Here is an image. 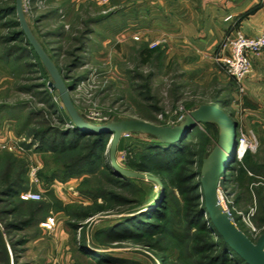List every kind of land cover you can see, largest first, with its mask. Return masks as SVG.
<instances>
[{
    "label": "rangeland",
    "instance_id": "1",
    "mask_svg": "<svg viewBox=\"0 0 264 264\" xmlns=\"http://www.w3.org/2000/svg\"><path fill=\"white\" fill-rule=\"evenodd\" d=\"M135 1L23 0V5L31 28L61 69L63 77L77 80L72 98L87 120L100 124L137 117L158 125H176L189 111L202 104H218L230 115L236 123V140L248 139L254 143V149H248L246 153H250L262 169L248 191L235 185L234 173L230 169L228 177L232 175L231 180L221 186V203L232 212L235 220L242 222L239 227L257 240L264 232V87L257 91L252 89V70L245 80L246 90L242 92L237 81L226 72L222 61L216 59L218 49L210 64L205 62L202 65V70L217 69L220 74L195 77L199 72L193 73L192 60L187 59L182 46L181 49L179 46L174 47L176 50L170 49L166 34L159 36L151 27L143 29L142 24L146 22L140 18V13L122 11L121 4ZM0 5H13V1L0 0ZM7 19L18 20L17 13ZM9 30L0 27V34ZM154 47L159 50L152 54L147 52ZM2 53L0 46V119H15L14 130L19 137L0 138V153H12L16 160L26 164L27 190L42 195L41 199L30 201L46 204L50 209L44 219L26 231L10 233L4 239L0 235V246H6L9 253L0 249V259L6 261L8 257L11 264H99L92 255L80 250V245L86 244L92 252L124 261H107L105 264H172V259L177 261L181 250L171 236L173 231L182 229L186 234H193L196 228L188 229V201L181 194L176 180L197 166L201 171L203 159L219 139V126L213 123L198 126L201 137L189 145L186 152L189 162L164 174L167 192L154 180L139 178L141 180L123 188L108 178L104 167L107 162L109 164L107 149L111 133H106L109 139L104 152L106 161L95 172L49 183L42 174L56 167L55 160L52 154L44 155L36 150L38 144L31 148L25 145L32 141L30 131L41 126L34 125L35 122L28 125L27 122L39 119L41 116L37 113L43 111L50 124L61 125L59 119L64 114L61 110L59 114L54 113L48 93L58 108L65 107L58 91L49 86L51 76L38 55L15 56L8 62L2 58ZM260 82L264 86V76ZM196 137L190 130L181 139L192 141ZM152 139L142 133H135L132 137L123 135L116 154L119 165L131 169L130 162L137 159L138 153L141 158L144 145ZM1 143L18 144L23 149L5 148ZM237 161L234 162L236 166ZM33 166L38 168L35 182H31ZM149 175L160 180L156 173ZM195 180L201 181V177ZM70 181L75 184L68 185ZM82 189L90 191L83 193ZM201 191L203 193L202 187L198 192ZM168 193L171 201L168 219L156 220L168 224L169 229L164 234L116 239L107 236L108 227L124 216L154 209V202H160ZM115 195L125 196L128 202L118 201ZM1 210L3 206H0V228L5 218ZM74 214L83 217L74 218ZM48 218L55 219L53 230L42 226ZM73 222L79 224L77 229L73 228ZM22 233L29 237V241L24 248L16 250L14 242Z\"/></svg>",
    "mask_w": 264,
    "mask_h": 264
},
{
    "label": "trees",
    "instance_id": "2",
    "mask_svg": "<svg viewBox=\"0 0 264 264\" xmlns=\"http://www.w3.org/2000/svg\"><path fill=\"white\" fill-rule=\"evenodd\" d=\"M11 1H13V5H0V27L2 29H10L8 33L0 34V46L3 49L1 56L2 58H6L8 62L15 56L22 58L24 54L28 56L33 53L38 57L24 35L19 20L11 19L9 21L7 19L11 14L16 13V0ZM20 42L24 43V45ZM158 50V48L154 47L148 49L147 52L152 54ZM46 74L48 75L47 71ZM64 79L67 85L72 87L73 90L75 84H77V80L70 81L65 75ZM48 100L51 101L50 107L55 108L54 113L59 114L60 110L63 112L62 114L64 116L59 119L61 125L56 126L50 124L47 120L49 118L44 115L43 111L37 113L41 117L39 119H29L27 124L30 125L35 122L34 125L41 126L30 131L29 135H31L32 141L29 144H25L29 148L38 144L36 150L41 151L44 155H53L56 167H53L50 171L42 175L51 183L56 180L63 182L84 173L95 172L106 161L104 152L109 140L106 137V133L88 134L77 129L71 122V118L65 112V109L63 107L61 109L58 108L50 93H48ZM33 114L35 113L33 112ZM69 123L70 125H67ZM198 126L191 129V132L197 136L192 141L183 138L177 142L164 143L152 136V141L144 145L141 158L140 153H138L139 156L130 162L129 167L147 174H158L160 177L158 181L165 188V192H167V182L165 181L164 174L168 171L177 170L174 168L179 165L183 166L186 161L189 162L186 153L190 147L189 145H192L196 139L201 137V132L197 129ZM18 133L20 134L21 131L18 130ZM13 155L12 153H0V206H3L1 214L5 216L4 221H1L2 228H0V235L3 239L10 233L24 232L27 228L37 224L42 218L44 219L46 217L44 214L50 209L46 204L39 205V202L24 200L21 197L22 192L28 189L26 164L24 162L20 163ZM192 163L195 164V161ZM3 165L5 167H2ZM104 168L108 172V178L112 179L115 184H121L123 188L129 187L135 180H141L139 178L125 177L116 173L108 162ZM230 169L234 173L233 179L235 185L238 188L248 191L257 180V175L261 173L262 167L250 153H246L241 160L237 161V166L233 163V167H230ZM230 169L222 185L231 180L232 175L228 177ZM198 177H201L200 166H197V169L188 175L183 173L176 180L181 194L188 201L186 215L189 217L190 227L188 229L190 231L196 228V230L193 234H186L182 229L173 231L171 236L177 240L181 250V256L177 261L176 259H172L171 263L173 261L172 264H247L225 242L214 227L207 214L204 195L202 191L201 193L198 192L202 187L201 181L195 180ZM88 191L90 189H82L83 193ZM169 194L165 195L160 202L155 201L154 209H145L141 212L137 211L132 215L121 218L117 223L106 229L107 236L116 239L164 234L169 229L168 224H163L156 220L167 221L169 216L167 210L170 209L171 202L169 200ZM115 198L123 203L128 202V199L123 195H115ZM201 198L203 199L202 201L200 200ZM73 217L80 219L83 215L74 214ZM237 223L239 226L242 222L237 221ZM78 225L76 222L72 223L74 229H77ZM241 229L243 230V228ZM22 234V236L18 235L21 237L14 242L16 250L17 248H24V245L29 241V237L24 233ZM154 246L156 245L154 244ZM0 249L2 251L4 249L9 254L6 246H0ZM80 250L87 255H92L95 258V262L99 264H105L107 261L124 262L114 257H107L105 253L92 252L86 244H81ZM0 262L3 264H11L8 257L6 261L0 259Z\"/></svg>",
    "mask_w": 264,
    "mask_h": 264
},
{
    "label": "water",
    "instance_id": "3",
    "mask_svg": "<svg viewBox=\"0 0 264 264\" xmlns=\"http://www.w3.org/2000/svg\"><path fill=\"white\" fill-rule=\"evenodd\" d=\"M16 13L24 35L41 59L51 76L49 86L58 91L62 103L73 125L88 134L111 133L107 149L109 164L112 169L125 177L154 180L158 179L147 173L135 171L119 165L117 161L118 144L125 133H142L153 136L164 143L179 141L197 125L217 124L220 136L214 149L203 159L201 167V185L205 207L214 227L225 242L247 263L264 264V232L253 240L229 215L220 201L223 180L232 164L238 149L236 123L218 104H202L189 111L176 125H158L149 120L126 117L107 123H93L87 120L72 98V87L68 86L57 63L44 48L27 19L23 0H16Z\"/></svg>",
    "mask_w": 264,
    "mask_h": 264
},
{
    "label": "crops",
    "instance_id": "4",
    "mask_svg": "<svg viewBox=\"0 0 264 264\" xmlns=\"http://www.w3.org/2000/svg\"><path fill=\"white\" fill-rule=\"evenodd\" d=\"M121 8L140 13L146 22L142 24L143 29L151 27L159 36L166 34L170 49L182 46L187 59L192 60L193 73L199 72L195 77L199 78L220 74L217 69L202 70V65L210 64L213 53L226 36L237 30L249 36L264 31V0H136L121 4ZM252 60L251 86L257 91L264 87L260 82L264 76V52L253 54ZM15 126V119H0V138L17 139ZM72 184L75 182L68 183Z\"/></svg>",
    "mask_w": 264,
    "mask_h": 264
},
{
    "label": "built area",
    "instance_id": "5",
    "mask_svg": "<svg viewBox=\"0 0 264 264\" xmlns=\"http://www.w3.org/2000/svg\"><path fill=\"white\" fill-rule=\"evenodd\" d=\"M222 45L218 48L216 54V59L222 61L225 66L226 72L233 77L238 85L239 89L244 92L246 90L245 80L251 74L253 70V54H259L264 51V31L257 36H249L243 33L241 30L235 31L233 34H230L224 38L221 43ZM70 125V123H69ZM135 133L128 132L124 134V137H132ZM238 154L240 148L244 149L243 155L240 158L241 160L248 149H254L255 145L252 141L248 139H241L238 141ZM3 147L15 150H22L23 148L18 144H6L1 143ZM38 168L36 166L32 167V176L31 182H35ZM21 197L24 200H39L42 198L41 193L34 192L31 190L24 191L21 194ZM223 196L220 193V201L222 202ZM225 208V207H224ZM229 215L234 219L232 212L225 208ZM235 221V219H234ZM42 226L47 230H53L55 228V219L48 218L42 223ZM256 231V228H254Z\"/></svg>",
    "mask_w": 264,
    "mask_h": 264
},
{
    "label": "bare ground",
    "instance_id": "6",
    "mask_svg": "<svg viewBox=\"0 0 264 264\" xmlns=\"http://www.w3.org/2000/svg\"><path fill=\"white\" fill-rule=\"evenodd\" d=\"M237 138V137H236ZM238 150V149H237ZM243 152H244V149L243 148H240L239 150V154H238V151H236V154H235V159L236 158H240L242 155H243Z\"/></svg>",
    "mask_w": 264,
    "mask_h": 264
}]
</instances>
